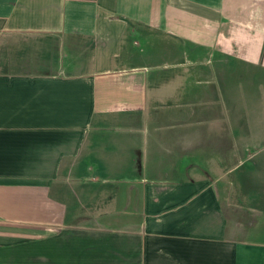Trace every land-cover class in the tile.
<instances>
[{
	"label": "crops",
	"instance_id": "1",
	"mask_svg": "<svg viewBox=\"0 0 264 264\" xmlns=\"http://www.w3.org/2000/svg\"><path fill=\"white\" fill-rule=\"evenodd\" d=\"M213 58L262 138L264 0H0V264H264L261 169L212 165Z\"/></svg>",
	"mask_w": 264,
	"mask_h": 264
},
{
	"label": "rangeland",
	"instance_id": "2",
	"mask_svg": "<svg viewBox=\"0 0 264 264\" xmlns=\"http://www.w3.org/2000/svg\"><path fill=\"white\" fill-rule=\"evenodd\" d=\"M137 42L139 43L138 40ZM173 71L175 72L176 70ZM207 71L208 70L206 69V77L212 75V125H214L212 128V149L216 150L217 152L216 153L215 151H212V165H230V167H233V165L239 164L240 158L245 161L248 160V163L246 165H249L250 167H255V169H261L260 171H258L257 176H263H260V178L262 179H260L261 181L259 180L258 183L262 186L261 188L264 190V136L258 140L246 139L241 136L238 137V135L235 133L236 129L240 134L239 128H235L233 130L231 129L229 122L227 121L226 115L228 110V98L226 97L228 91H226V86L228 84H231L232 82L230 79H226L225 60H217L213 58L212 72L208 73ZM163 74L165 75V77H172L170 82H176V79L178 78V83L184 84L186 86V89H184V92L186 93V98L192 97L193 95H200L203 92L197 89L198 86L195 84V82L202 83L204 81L199 76V73L197 71L195 72V69L193 68H188L186 66L182 67L178 70V75L172 74V71H166ZM238 76L240 75L238 74ZM239 83L240 81H235L236 86H238ZM234 95L235 98L238 97L240 99L242 93H240V91L236 89L233 90V96ZM262 95H264V89L262 90ZM231 110L233 109H229V111ZM237 110L240 112L241 117H246V114L252 115L256 113L257 107L254 106L253 108H247L245 106H239ZM245 110H248V112H246ZM243 123L245 124V122ZM234 124L236 125L240 123L234 122ZM225 130L227 132H225ZM225 135L228 136V139H225ZM241 142H247L253 147L247 148L246 146L241 145ZM242 148H244V152L242 151ZM229 153H231L230 157ZM225 154H227V161H224L223 158L220 157H223ZM250 158H252V160H249ZM222 161H224V163H222ZM214 171L222 172L219 171L217 168ZM229 177L230 176L225 177L226 181H229Z\"/></svg>",
	"mask_w": 264,
	"mask_h": 264
}]
</instances>
